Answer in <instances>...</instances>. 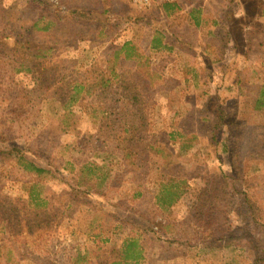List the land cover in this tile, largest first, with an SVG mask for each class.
Listing matches in <instances>:
<instances>
[{"label":"rangeland","instance_id":"1","mask_svg":"<svg viewBox=\"0 0 264 264\" xmlns=\"http://www.w3.org/2000/svg\"><path fill=\"white\" fill-rule=\"evenodd\" d=\"M0 1L6 8L14 11L25 6L27 0ZM49 1H52L57 9L44 5V15L52 18L56 16L54 30L40 35L33 33L32 38L28 37L27 32L22 29L27 27L26 25L21 24L17 31L23 41L36 40L39 44L55 47L58 55L54 60L60 72L72 69L74 72H80L91 64L95 66L99 62L104 64L103 61L110 64L109 59H112L114 52L129 39H133L137 48L140 49L143 59L138 62L119 63L116 66L117 73L119 69V73L123 74L122 77L128 82L129 92L135 91L139 95V104L143 110L138 113L144 115L147 107L145 121L148 124L149 135L161 131L175 132L174 142L163 134L159 137L153 135L152 140L158 141L165 150L170 152L171 163L174 161L179 165L176 170L189 178L187 183L191 191V195H188L186 200H182L183 202H178L167 209L149 211V219L152 220L150 222L154 230L161 237L157 242L167 237H179L183 241H189V244L178 246L174 244L171 249L160 244L153 245L144 234H139L129 223H123L117 218L105 215L104 209H99L97 205L96 207L87 204L77 205L70 195L68 196L71 206L68 208L70 200L64 193L68 185L52 178L53 174L58 173L70 175L66 169V166L69 167L68 162L77 168L90 162L102 165V172L105 173L106 179L103 183L104 187L100 188L106 191L109 199L121 202L125 208L132 210L140 208L141 205L140 197L135 196L134 191L138 189L148 195H154L160 188L162 182L157 168L159 162L143 150L140 144L141 135L134 134V141L140 152L137 163L142 168V173L148 168L145 179L138 178L142 173L134 175L130 167L132 164L123 156L116 142L110 140L109 127H102L103 134L99 133L100 113L94 109L97 102L93 99L89 104L86 98L87 111L75 112L77 106L71 105L70 109L74 111L71 114L67 109L60 107L56 98L39 102V98H35V95L43 98L41 94L35 93L31 96L22 91L23 88L30 89L34 85L28 71L14 72V84H17L18 90L17 92L8 90L13 83L10 81V61L7 62L6 59L11 57L14 59L16 55L18 56V52L14 51L16 36L0 37V56L4 60L0 63V84L3 85L0 89V139L6 140L9 144L24 147V154L30 160L48 167L52 174L46 173L36 178L24 172L13 160L0 161V197L27 202L28 189L35 185L34 188L38 190L36 199L40 205L37 207L50 204L59 215L71 211L72 216L64 215L60 224L59 232L64 246L69 243L81 246L92 243L95 245L96 253L104 258L109 257L111 260H118L117 255L120 253V260L123 261L122 245L127 239L133 237L143 249L141 264H252L255 255L254 245L241 239L242 233L236 230V227L243 223V218L237 212L236 200L228 190L226 192V189L224 191L221 188L224 184V175L230 172L229 160L226 155L219 156L218 148L209 145L203 137L200 132L202 127L196 122L198 119L195 118L196 110H192V104L203 103L201 101L203 95L200 93L206 88L216 94L234 95L236 90L225 92L222 88L229 77L231 80L247 79L250 84L258 83L260 86L258 94L263 95L260 90L264 89V15H261L264 0H259L262 5L260 7L256 6L254 0H236L232 6L230 4L234 0H185L178 3L182 9L175 11L171 20L167 23L161 22L162 27L168 28L170 34L177 33L187 39L183 41L191 45L203 47L208 44L216 46L218 43L224 45L222 57L225 59L226 67L230 69L224 70V75L218 80L214 76L208 80L200 73L196 63L197 54L184 53V50L177 47L178 44L176 46L175 40L182 41L178 40L179 36L171 38L175 45L172 49H167L165 46L159 50L151 48L153 28L158 25V22L149 23L144 20L140 22L134 17L146 15L151 13L150 11L153 12L154 17H158L157 8L160 7L161 0H152L149 5H142L138 0ZM70 1L86 6L91 5L97 13L105 12L107 18L104 21L96 19L89 22L85 19L80 23L67 22L62 10ZM190 9L194 13L201 14L200 23L194 28L188 15ZM36 13L38 12L35 7L31 6V8L27 7L23 13H17L16 16L22 19L24 14V18L28 19L34 17ZM256 13L259 15L251 16ZM220 15L221 18H219ZM225 16H227L226 21ZM217 18L220 21L215 24ZM245 24L250 33L246 34L247 42L243 40L245 54L237 55L238 45L230 36L231 30H235L236 27L240 29ZM210 31L216 33L219 31L220 41L214 40ZM209 50H212L211 47ZM234 56L237 60L232 62ZM233 64H235L234 71L231 70ZM212 82L217 84L212 87ZM203 83H205L204 86ZM240 90L242 94L238 96V100L242 102L241 109L244 111L245 119L241 121L244 120L243 124L247 127L242 124L243 134L237 141V145L241 148L239 158L244 160L245 155L248 154L249 160L244 163V168L254 184L258 182L262 184L259 195L264 197V111L251 108L259 97L258 94L253 90L251 93ZM16 95L19 96L20 105L12 103V98ZM130 102L123 100L115 104L109 118L113 117L114 112L119 113L122 122L131 117L134 111L131 109ZM65 116L69 119L67 123L63 122L64 119L66 120ZM139 119L135 121L140 122ZM181 124L185 127H180ZM138 126L140 127L136 132H142L145 126L142 124ZM172 188L175 189L176 186ZM141 199L144 202L147 201L144 195ZM102 207L112 209L105 201ZM194 207H197V211L201 208L211 215L212 219H207V222L212 226L228 227L229 237L232 236V238L224 239L229 242V246L205 248L202 240L207 236L204 231V222L200 217H197L201 219L198 220L200 223L197 222L199 224H193L190 221L187 225L186 222H180L187 214L191 217L194 215ZM130 212L129 210L118 211L127 222L134 218ZM170 220L174 223L170 222L169 227L165 229L166 232L164 234L159 232L160 225ZM218 234L220 232L211 236L219 237ZM190 243L196 246H188ZM129 262L132 261L129 260Z\"/></svg>","mask_w":264,"mask_h":264},{"label":"trees","instance_id":"2","mask_svg":"<svg viewBox=\"0 0 264 264\" xmlns=\"http://www.w3.org/2000/svg\"><path fill=\"white\" fill-rule=\"evenodd\" d=\"M254 1L256 6H262L259 0ZM234 2L236 0L232 1L230 5L232 6ZM24 5L18 10L11 11L0 1V37L9 38L16 36L14 37V51L18 52L16 58L13 59L11 57V59H6L7 62L10 61V81L13 83L8 90L11 89L16 92L18 90L17 84H14V72L28 71L32 76L34 85L30 89L23 88L22 91L31 96L35 93L41 94L43 98L35 95V98H39V102H46L49 98H56L60 107L67 109L71 114L74 112L73 109H70L71 105L77 106V111L75 112L87 111L85 109L86 98H88L89 104H91V99H93L97 102L94 105V109L100 113L98 121L99 133L103 134L102 127H109V138L116 142V146L123 152V156L132 164L130 166L132 167L131 172L134 175L142 173V168L137 163L140 152L138 151L136 141H134V134H138L141 135L140 144L143 150L147 151V155L153 156L159 162L157 168L159 169L162 183L154 195H148L138 189L134 191L135 196L140 197L139 204L141 203V205L139 206L140 208L132 210L125 208V205L121 202L109 199L106 191L100 188L101 186L104 187L103 183L105 182L106 175L102 172V165L95 162L84 164L78 168L75 165L73 167L68 162L69 167L66 166V169L70 175L58 173L57 175L53 174L52 178L68 185V189H64V193L67 196L70 195L77 205L87 204L92 207H96L97 205L99 209H104L105 215L117 218L123 223H129L139 234H144L145 238L151 241L153 245L160 244L171 249V246L174 244L176 246L179 244L185 245V243L189 244V241H183L179 237H167V239L157 242L161 237L154 230L153 224L150 222L151 219H149V211L167 209L178 202H183L182 200H186V197L191 195V191L187 183L189 178L186 177V174L176 170L179 168V165L174 161L171 163L169 158L170 152L165 150L164 146L160 145L158 141L152 140L153 135H156L155 137L158 135L159 137L160 134H163L174 142L175 132L161 131L149 135L150 131L147 121H145L147 107L145 108L144 115L138 113V111L143 110L139 104V95L135 91L129 92L128 82L122 77L123 74L119 73V69L117 73L116 66L119 63H124V61L138 62L143 59V55L140 49L137 48L135 41L133 39L124 41L118 50L114 52L112 59H109L111 65L103 61L105 62L104 64L100 62L96 66L91 64L80 72H74V69L60 72L54 60L58 55L55 47L42 43L43 46H41L36 40L23 41L21 40L22 36L17 31L22 24L23 26H27L22 27V29L27 32L30 38H32L33 33H37L38 35L41 33L45 34L46 32L50 33L51 30L55 29L56 16L52 18L44 15L43 6L46 5V7H52L53 9H57V7L49 0H27ZM31 6H34L38 12L34 17L27 19V17L24 18L23 14L22 19H20L16 16L17 13H23L27 7L31 8ZM181 9L178 3L162 2L160 7L157 8L159 11L158 17H154L152 11L146 15L134 17L136 21L140 22L142 20L149 23L158 22V25L153 28L152 32V49L159 50L164 46L167 49L175 47L171 38H177L179 35L175 32L170 34L168 28L162 27L161 22L167 23L175 15L174 12ZM62 12L67 22L80 23L85 19L89 22L96 19L104 21L107 18L105 12L97 13L95 9L91 8V5L86 6L71 1L65 4ZM193 13L194 11L192 12V10L188 11L194 28L200 23L201 14L199 12ZM253 15L259 14H251V16ZM261 15H264V9ZM230 16L233 17V15ZM221 17L220 15L219 18ZM226 18L227 16H225V21ZM219 21L217 18L215 24ZM212 23L214 24V21ZM218 32L210 31V34L216 41H220ZM246 34H250L247 24L240 29L236 27L235 30H231L230 36L234 38L241 54H245L243 40L247 42ZM19 35L20 38H18ZM178 40H182H175L176 46L178 44L177 47L179 49L197 53L196 63H198V69L208 80H211L213 76L218 80L219 77L221 78L224 75V70L227 69L228 71L230 69V67H226L225 59L222 57L225 49L222 43H218L216 46L208 44L203 47L201 45L194 46L183 41L187 39L182 36H179ZM33 42L35 44H32ZM209 47L212 50H209ZM3 61V58L0 56V63ZM234 65L231 68L232 71H234ZM228 80V85L224 87L225 92L236 90L234 95L228 96L227 93L220 95L211 89H202L200 94L203 95L201 96L203 103L201 105L193 103L192 110H196L195 118L198 119L196 122L200 127L204 128H201L200 132L208 144L218 148L220 151H218V155H226L229 160L230 172L228 175H224V184L221 185V188L224 191L226 189V192L228 190L236 200L237 212L243 218V223L237 226L236 230L238 229L242 233L240 235L241 239H245L254 245L255 255L252 264H264V197L259 195V188L262 184L259 182L254 184L250 180L251 176L248 175L247 170L244 168V163L249 160L248 154L245 155L244 160L243 158H239L241 157V148L237 145V141L243 134L242 124L245 120L243 117L244 111L241 109L242 102L239 101L240 99L238 100V96L242 94L240 89L249 93L253 90L254 93L258 94L260 86L258 83L250 84L247 79L243 80L240 78L237 80L235 78V80H231L229 77ZM204 85L205 83H203ZM2 86L0 84V89ZM260 92L263 95L259 96L258 94L259 97L254 101L251 108L253 110L258 108L264 111V89L260 90ZM18 98V95L14 96L12 103L20 105L21 103ZM123 100L131 101V109L134 111L132 116L122 122V117L119 116V113L114 112L113 117L110 119L109 114L113 112L115 104L121 103ZM241 111H243L242 114ZM65 118L66 120L64 119L63 122L67 123L69 119L67 116ZM137 119L140 122L135 121ZM242 119L244 120L241 121ZM139 124L145 126L142 132L146 135L142 132H136L139 130ZM243 125L247 127V125ZM180 127L185 126L181 124ZM29 151L31 150L29 149ZM24 152V147L9 144L6 140L0 139V161L13 160L19 164L24 172L36 178L42 177V174H52V171L48 167L36 164ZM131 157L133 159H130ZM138 169L140 171H137ZM146 172H148V168L138 178L140 180L145 179ZM34 186H30L28 189L27 202L20 199L13 200L0 197V264H141L140 259L143 257V249L133 237L127 239L122 245L121 255L123 261L120 260V253L117 255V258L119 257L118 260L102 257L99 253H96L95 245L92 243L82 246L69 243L64 246L59 229L62 217L64 215L71 217V211L59 215L58 211L53 210L50 204L37 207L40 206L36 199L38 190ZM175 186V189L172 188ZM143 195L147 198L146 202L141 199ZM104 201L112 209L102 207ZM30 203L35 205V207ZM69 206H71V200L68 203V208ZM127 210L131 211L130 213L134 217L128 222L118 213V211L127 212ZM193 210L194 215L192 217L190 214H187L184 220L181 219L180 222H186L185 224L189 225L190 221L193 224L200 223L198 220L201 219L197 217L202 218L204 231L207 236L202 240L205 248L212 249L229 246V242L224 239L232 238V236L229 237L230 232L228 231V227L223 228L220 225L219 227L212 226L207 222V219H212L210 214H207L201 208L197 211V207H194ZM170 222L172 221L170 220L168 223L160 225L161 230L159 232L164 234L166 232L165 229L171 224ZM219 232V237L211 236ZM188 246L192 247L196 245L190 243ZM129 260L132 262L130 263Z\"/></svg>","mask_w":264,"mask_h":264},{"label":"built area","instance_id":"3","mask_svg":"<svg viewBox=\"0 0 264 264\" xmlns=\"http://www.w3.org/2000/svg\"><path fill=\"white\" fill-rule=\"evenodd\" d=\"M152 0H138V2L142 5H149ZM162 2H169V3H181L185 0H161Z\"/></svg>","mask_w":264,"mask_h":264},{"label":"crops","instance_id":"4","mask_svg":"<svg viewBox=\"0 0 264 264\" xmlns=\"http://www.w3.org/2000/svg\"><path fill=\"white\" fill-rule=\"evenodd\" d=\"M201 48H202V47H201ZM186 51H187V50H184L183 52L186 53ZM188 51H189V50H188ZM188 53H190V54H197V53H194L193 51H190V52H188ZM236 53H237V55L241 54L239 50H236ZM233 59L237 60V59L235 58V56L233 57ZM233 61H234V60H232V62H233ZM230 63H231V62H230ZM216 84H217V82H212V83H211L212 87H214ZM226 85H228L227 82H226V84H224V86H222V88L224 89V87H225ZM224 90H225V89H224Z\"/></svg>","mask_w":264,"mask_h":264}]
</instances>
